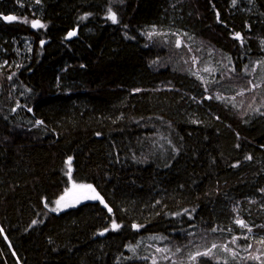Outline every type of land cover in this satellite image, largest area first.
I'll use <instances>...</instances> for the list:
<instances>
[{"label":"trees","instance_id":"trees-1","mask_svg":"<svg viewBox=\"0 0 264 264\" xmlns=\"http://www.w3.org/2000/svg\"><path fill=\"white\" fill-rule=\"evenodd\" d=\"M153 247L264 264V0H0V264Z\"/></svg>","mask_w":264,"mask_h":264},{"label":"rangeland","instance_id":"rangeland-1","mask_svg":"<svg viewBox=\"0 0 264 264\" xmlns=\"http://www.w3.org/2000/svg\"><path fill=\"white\" fill-rule=\"evenodd\" d=\"M248 100L251 101V99ZM85 186L88 185L70 183L66 191L57 200L47 204L48 209L51 212L58 214L70 208L77 207L85 202H89V201L93 202L99 200V195L94 190V188L91 185L90 188ZM58 201L59 203H57ZM225 249L227 250V252L232 253L230 248H225ZM214 250H216V248H211L210 253L214 252ZM147 253L150 254V256L146 259L148 264H172L173 262L172 257L167 258L164 249L154 248V247L147 248ZM198 253L203 254V253H207V251L195 252V254L191 258H195V256H197ZM256 258L261 263L262 259L264 258V250L257 249ZM248 259H250V257Z\"/></svg>","mask_w":264,"mask_h":264},{"label":"snow or ice","instance_id":"snow-or-ice-1","mask_svg":"<svg viewBox=\"0 0 264 264\" xmlns=\"http://www.w3.org/2000/svg\"><path fill=\"white\" fill-rule=\"evenodd\" d=\"M112 20H113V22L115 23L116 22V17L114 16V15H112L111 17H110ZM4 19H6V20H15L16 18L15 17H4ZM33 27H42V25H39L38 23H33ZM72 34H74V33H72ZM72 34H70V35H72ZM239 34H237V36H238ZM39 123V122H38ZM85 187H91L90 185H88V186H85ZM98 198V197H97ZM57 203H59V201L57 202ZM109 211H111V209H109ZM34 223H35V221H34ZM238 223H241V225H243V222L242 221H238ZM117 227H119L118 225H115V224H113V228H117ZM135 227V226H134ZM215 247V246H214ZM208 253H203L202 255H207ZM197 255H201L200 253H198Z\"/></svg>","mask_w":264,"mask_h":264},{"label":"water","instance_id":"water-1","mask_svg":"<svg viewBox=\"0 0 264 264\" xmlns=\"http://www.w3.org/2000/svg\"><path fill=\"white\" fill-rule=\"evenodd\" d=\"M102 206L104 208H106V210L108 211V213H111V211H109V208H108V206L106 205V203L104 201H102Z\"/></svg>","mask_w":264,"mask_h":264}]
</instances>
